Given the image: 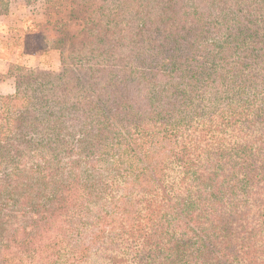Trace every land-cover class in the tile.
<instances>
[{
    "label": "trees",
    "instance_id": "16d2710c",
    "mask_svg": "<svg viewBox=\"0 0 264 264\" xmlns=\"http://www.w3.org/2000/svg\"><path fill=\"white\" fill-rule=\"evenodd\" d=\"M63 1L65 9L84 21L83 28L74 31L66 21H28L22 41L11 46L60 51L62 70L44 78L50 82L55 77L52 83L68 86L55 99L43 88L52 96L43 94L47 110L39 121L52 136L35 141L52 147L57 131L75 130L82 133L80 144L92 146L106 165L92 166L103 170L95 174L96 181L65 185L52 171L38 167L35 182L52 195V203L42 210V230L27 238L20 226L5 235L8 240L0 238V264H186L189 252L199 256L203 251L191 249L183 229L193 218V201H182L180 195L200 185L187 183L190 171L197 170L200 159H222L227 147L234 148L232 141L252 157L248 168L259 170L257 153L264 144L248 138L239 126L246 128L261 101L254 89L264 84V0ZM75 41L80 56L67 65L65 53ZM16 92L0 95V100H13ZM53 103L60 106L57 112L50 110ZM6 115L10 123L11 113ZM20 127L2 130L0 136L1 160L13 166L29 157L23 146L36 144L27 137L29 130ZM159 144L170 149L161 165L155 161L154 145ZM170 147L178 156L172 158ZM146 170L151 181L143 184ZM19 174L4 178L8 172L0 169V223L9 201L16 203L30 191L27 176ZM101 176H107L105 184H100ZM119 182L125 190L137 186L139 194H119ZM88 187L94 190L90 195L103 200L94 216L85 208L89 200H83Z\"/></svg>",
    "mask_w": 264,
    "mask_h": 264
},
{
    "label": "rangeland",
    "instance_id": "374dc122",
    "mask_svg": "<svg viewBox=\"0 0 264 264\" xmlns=\"http://www.w3.org/2000/svg\"><path fill=\"white\" fill-rule=\"evenodd\" d=\"M69 1L71 2V0ZM65 4L66 2L63 0H0V14L6 16L4 19L13 25L20 24L24 19L25 22L32 21L33 23L66 21L74 31L83 28L84 21L70 13L68 8L65 9ZM262 18L264 15L261 16L260 25L264 30V19L262 20ZM40 29L45 31L42 27ZM46 30L51 40L54 41L53 33L48 27ZM78 41H75L74 45L68 44L73 52L66 51L67 62L65 64L69 65L71 62L77 61L75 56H80L77 51H74ZM58 52L60 53L59 50ZM62 67L63 64L57 69L42 67L27 70L15 65L13 71L15 74L19 73V87L16 98L7 101L0 100V116L3 111H5L4 115L6 116V118H0V136L3 135L2 130L9 131L15 125L21 126L23 131L29 130L27 137L35 143V140L41 141L52 136L51 130L45 129L42 121H39L42 119L45 107L47 110V106L44 107L42 96L45 93L56 95L53 96V99L57 96L60 97L63 93L59 89L68 85L62 81L52 83V81H56L55 77H52L50 82L46 81L44 74H57L62 70ZM255 86L254 91L258 92L261 101H257L246 128L239 126V131L245 133L248 138L256 142L262 141L264 144V84L258 83ZM45 87L50 89L51 94L43 89ZM135 93L136 91L133 90L129 95L134 97ZM142 97L145 100L144 96ZM59 107V104L53 103L50 110L57 112L56 109ZM146 111L149 114V110ZM6 112L11 113L10 123H8L9 119ZM68 112L76 113L75 111V113ZM70 116L67 115V117ZM33 120L34 122H32ZM32 123L34 124L32 125ZM148 123L151 124L153 121L150 120ZM87 134L90 133L87 132ZM81 136L82 133L63 128L62 132H56L54 137L57 138L51 141L55 143L52 147L37 143L25 145L23 147L28 151L29 157L26 159L24 157L19 166L2 162L0 157V169H5L8 172L4 178L15 171L19 176V172L27 176V180L30 182V191L19 198L16 203L14 200H10V209H4V216L1 220L2 223H0V238L2 240H8L9 238H4L5 235L11 233L14 228L19 230L20 226H24L28 232L26 233L27 238H30V234L33 236L36 235L35 232L42 230V210L45 203H52L49 201V197L52 195L45 185H41L42 182L40 184L35 182L38 167L40 170L52 171V176L59 180L58 182H62L63 185L77 182L78 179L84 183L98 180L95 174L103 170H96L92 166H105L106 164L98 160L97 151L92 150V146L80 144ZM231 143L234 148L227 147L226 154L222 159H215V156L200 159L194 167L197 170L190 171L187 180L184 175L178 176V179L184 178L187 183L200 184L197 189L192 188L189 194V190H185L180 195L182 201H187V198H192L193 201L189 208V214L193 218H188L189 226H183L188 237L186 239L190 242L191 249L199 246L203 250L199 256L193 250V252H189L190 255L183 260L186 264L191 262L198 264H264V150L257 153L258 161L256 164L259 170L254 172L247 166V162L252 157L247 156L248 153L242 152L240 146L235 145L233 141ZM154 149L157 152L155 161L161 165L170 149L165 148L163 144L154 145ZM185 150L183 149V152ZM109 153L112 152L109 151ZM174 153L175 151L171 148L172 158L178 156ZM184 157L185 155H182V158ZM169 163L178 167L177 163ZM139 165L143 166L145 163L141 161ZM19 167V171L14 170ZM113 172L112 174H115ZM149 172L146 170L143 174V184L151 181ZM104 173L108 175L107 172ZM106 177L101 176L100 184L106 183ZM110 177L109 184L112 181ZM119 183L116 187L119 194L130 193V196L136 197L140 192L137 186L127 187L125 190L123 182ZM89 191L94 192L92 187H88V191H82L84 193L83 200H89L85 208H88L89 214L94 216L96 212L100 211L103 200L96 194L90 195ZM71 208L72 206L69 207V210ZM32 239L34 238L32 237ZM219 253L225 258L219 259L217 257ZM201 255H203V259H200ZM173 263L180 264L181 261Z\"/></svg>",
    "mask_w": 264,
    "mask_h": 264
},
{
    "label": "crops",
    "instance_id": "0c3cea01",
    "mask_svg": "<svg viewBox=\"0 0 264 264\" xmlns=\"http://www.w3.org/2000/svg\"><path fill=\"white\" fill-rule=\"evenodd\" d=\"M6 16L0 14V95L14 94L17 90L16 74L11 72V66L17 65L27 69L52 68L60 66V53L56 49L42 51L39 48L11 47L17 40L20 42L24 38L22 28L25 20L13 25L5 20ZM12 45H8V44ZM16 46V45H14ZM15 49V51H14ZM22 50V51H21Z\"/></svg>",
    "mask_w": 264,
    "mask_h": 264
}]
</instances>
